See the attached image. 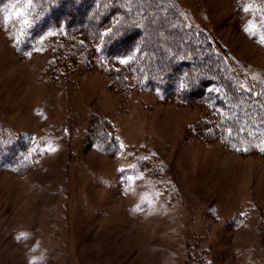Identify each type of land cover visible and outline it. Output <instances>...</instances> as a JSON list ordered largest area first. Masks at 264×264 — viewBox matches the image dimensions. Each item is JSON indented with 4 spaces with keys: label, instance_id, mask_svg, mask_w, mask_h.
<instances>
[{
    "label": "rangeland",
    "instance_id": "374dc122",
    "mask_svg": "<svg viewBox=\"0 0 264 264\" xmlns=\"http://www.w3.org/2000/svg\"><path fill=\"white\" fill-rule=\"evenodd\" d=\"M178 1L264 87L254 1ZM50 59L0 27V128L35 148L29 169L0 167V264H264V155L195 136L197 104L132 75L128 91L82 66L52 76ZM101 123L111 152L88 142Z\"/></svg>",
    "mask_w": 264,
    "mask_h": 264
},
{
    "label": "trees",
    "instance_id": "16d2710c",
    "mask_svg": "<svg viewBox=\"0 0 264 264\" xmlns=\"http://www.w3.org/2000/svg\"><path fill=\"white\" fill-rule=\"evenodd\" d=\"M253 1L264 32V0ZM185 9L178 0H0V27L8 29L20 57L49 51L52 76L82 66L107 74L114 90L128 91L132 75L136 88L154 91L161 101L202 107L192 127L199 139L264 155V87L246 80ZM102 126H91L88 142L111 152L114 138ZM34 151L27 134L0 128L1 168L29 169Z\"/></svg>",
    "mask_w": 264,
    "mask_h": 264
}]
</instances>
